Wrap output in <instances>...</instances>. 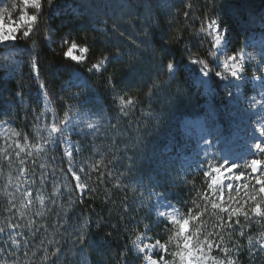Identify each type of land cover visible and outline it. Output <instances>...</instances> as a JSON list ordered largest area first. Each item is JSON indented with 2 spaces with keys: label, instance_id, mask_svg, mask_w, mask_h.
<instances>
[{
  "label": "trees",
  "instance_id": "obj_1",
  "mask_svg": "<svg viewBox=\"0 0 264 264\" xmlns=\"http://www.w3.org/2000/svg\"><path fill=\"white\" fill-rule=\"evenodd\" d=\"M24 9L22 0H0L4 16ZM27 13L38 16L30 35L23 36L25 25L13 45L0 47V264H145L154 243L168 264H187L179 230L155 213L157 197L184 219L202 214L189 226L196 264H264V217L250 211L255 202L241 187L258 190L251 169L238 168L244 175L230 194L227 186L209 188L212 177L203 173L212 165L186 172L181 159L192 141L184 120L207 118L209 98L194 85L200 69L210 72L221 133L239 142L240 122L223 106L228 89L214 76L206 30L215 20L227 55L240 53L261 31L264 0H40ZM73 42L88 49L82 63L66 59ZM8 49L15 60L5 58ZM76 74L97 99L102 125L69 134L68 160L61 134L49 128L55 123L61 133L75 108L83 88L68 85ZM256 175L264 179V165Z\"/></svg>",
  "mask_w": 264,
  "mask_h": 264
},
{
  "label": "rangeland",
  "instance_id": "obj_2",
  "mask_svg": "<svg viewBox=\"0 0 264 264\" xmlns=\"http://www.w3.org/2000/svg\"><path fill=\"white\" fill-rule=\"evenodd\" d=\"M209 25L206 33L212 43V61L217 66V72H214V76L228 89L229 102L223 104V106L228 113L240 122L238 128L239 142L233 145L226 140V135L221 133V125L216 121L214 115V103L210 99L212 93L211 80L209 79L210 72L209 70L200 69L195 75L194 85L209 98L203 104L208 115L206 119L187 118L183 122L184 135L192 140L189 151L181 156L182 166L186 172L201 170L202 166L206 165H212L213 168H216L218 167L216 166L218 159L223 161L222 166H219L221 168L224 167V161L237 164L238 167L241 164L247 165L251 159H258V156L263 154L257 146L264 148V21L261 22V31L248 38L240 53L231 56L227 55L226 33L219 31L216 25L210 29ZM216 35L220 38L218 44L215 43ZM14 42V40L0 42V47H9ZM85 53H81L79 50L74 52V55L81 57L79 63L84 61ZM229 57H234V59L229 61ZM5 58L15 60L16 51L8 49L5 52ZM66 59L78 63L69 57H66ZM232 63L238 66L235 75L230 74ZM225 65H228V67ZM68 86L81 87L83 88L82 93H75L77 100L73 104L75 108H71L69 117L67 116L68 119L62 124V132L51 133L49 128V135L61 134L60 142L64 147V155L68 160H71L74 144L69 134L73 130L84 132L101 126L100 116H102V113L98 108L97 99L91 95V89L85 84L83 77L76 74L70 79ZM39 98L43 111L46 114L51 113L50 105L41 88H39ZM89 125L94 127L89 128ZM238 167L236 171L223 177V179L231 182L237 181L234 178L240 175ZM216 175H222V173ZM75 182L77 184L76 180ZM79 183L81 182L79 181ZM216 185L221 184L217 183ZM223 186H226V184ZM78 190L83 193L85 188ZM154 205L156 215L175 230H179L178 224L174 221L182 220L184 217L177 207L161 197L156 198ZM61 219H63V216H61ZM165 251L160 243L149 244L146 248L148 257L145 264H168L164 256L159 257V254H164Z\"/></svg>",
  "mask_w": 264,
  "mask_h": 264
},
{
  "label": "snow or ice",
  "instance_id": "obj_3",
  "mask_svg": "<svg viewBox=\"0 0 264 264\" xmlns=\"http://www.w3.org/2000/svg\"><path fill=\"white\" fill-rule=\"evenodd\" d=\"M22 2L25 5V9L22 10V14L19 17L13 19L12 16L9 15L6 18L2 13H0V42L17 39L21 29L25 25H28V30L23 32V36L27 37L32 32L31 24L37 21L38 16L28 14L27 8L29 5H31L39 9L40 0H22ZM215 25H216V21L213 20L211 24L209 25V28L212 29ZM219 40H220L219 36L216 35L215 43L218 44ZM77 50H79V52L81 53L88 51L87 48L78 49L77 44L73 42L71 47H69L67 51L65 52V56L79 63L81 62V57L74 55V52H76ZM233 59L234 57H229V61H232ZM225 66L228 67V65H225ZM98 67L99 65H95L93 67V70L97 69ZM237 70H238V66L235 63H232L230 65V74L235 75ZM61 123L63 124V122ZM92 127L94 126L89 125V128H92ZM58 131H59V128L55 123L50 126L51 133H57ZM257 147L260 152L264 153V148H260V146H257ZM262 165H264V161L260 159H255V158L251 159L246 165V167L251 169V173L255 177L256 184L259 186L258 190L253 189V193H248L247 190L249 188V185L248 184L241 185V187L245 191V194L248 195L249 199L255 202L254 205L251 207L250 211L258 217H264V203L257 202L258 198H259V201H264V179H262L260 175H256ZM237 167H238L237 164H232V163H228L227 161H224L223 168L218 166L216 168L211 169V172L205 171L203 174L206 178L209 176L212 177L209 183V188L210 189L213 188V186L216 185L217 183H220L221 187H223V185L226 184L229 190V193L231 194V192L235 190L236 186L234 185L233 182L223 179V177H226L232 172L236 171ZM69 171L71 172L73 179L77 181V188L84 189V185L79 183L80 175L78 174V172L74 168H71V167L69 168ZM80 171H84V169L82 168ZM217 173H222V175H216ZM243 175L244 174L241 173L240 175L236 176L234 179L237 181L242 180ZM229 198L232 199L233 197H231L230 195ZM220 199L221 200L224 199V194L222 190L220 191ZM213 206L218 207V205H215V204ZM225 211H227V209H225ZM239 211L240 209L236 208L235 210H233L232 215H235ZM161 215H163V213H161ZM201 215H202L201 213L197 212L195 215L189 216V218L174 221L179 226V231L176 233V235L183 239L182 247L185 250V252L182 254V259L185 260L187 264H196V259L194 258V252L199 251V249H197L194 244V237L191 234H189V226L192 221L199 219ZM232 215H230L228 221H226V225L228 227L232 226ZM247 218H248V214L246 212L245 219ZM2 231L3 230L0 229V232ZM16 243L17 241L13 239L12 244L15 245ZM261 248L264 249V245H262ZM141 251H144V249H141ZM229 264H231V262H229Z\"/></svg>",
  "mask_w": 264,
  "mask_h": 264
}]
</instances>
